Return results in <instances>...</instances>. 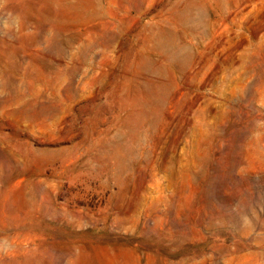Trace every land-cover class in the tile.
<instances>
[{
	"label": "rangeland",
	"instance_id": "1",
	"mask_svg": "<svg viewBox=\"0 0 264 264\" xmlns=\"http://www.w3.org/2000/svg\"><path fill=\"white\" fill-rule=\"evenodd\" d=\"M0 264H264V0H0Z\"/></svg>",
	"mask_w": 264,
	"mask_h": 264
}]
</instances>
